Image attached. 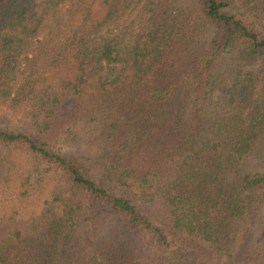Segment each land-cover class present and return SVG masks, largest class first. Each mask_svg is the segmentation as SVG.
I'll return each mask as SVG.
<instances>
[{
	"label": "trees",
	"instance_id": "trees-1",
	"mask_svg": "<svg viewBox=\"0 0 264 264\" xmlns=\"http://www.w3.org/2000/svg\"><path fill=\"white\" fill-rule=\"evenodd\" d=\"M0 107V264H264V0H0Z\"/></svg>",
	"mask_w": 264,
	"mask_h": 264
},
{
	"label": "rangeland",
	"instance_id": "rangeland-1",
	"mask_svg": "<svg viewBox=\"0 0 264 264\" xmlns=\"http://www.w3.org/2000/svg\"><path fill=\"white\" fill-rule=\"evenodd\" d=\"M71 102L68 101L64 103L62 107V112H66L70 109ZM0 125L2 126H8V127H15V126H21L16 121L15 117L11 114V112L4 109V107H0Z\"/></svg>",
	"mask_w": 264,
	"mask_h": 264
}]
</instances>
